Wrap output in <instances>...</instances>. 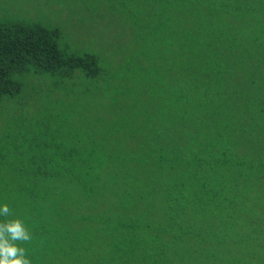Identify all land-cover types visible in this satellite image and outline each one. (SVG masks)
Returning a JSON list of instances; mask_svg holds the SVG:
<instances>
[{
	"label": "trees",
	"instance_id": "16d2710c",
	"mask_svg": "<svg viewBox=\"0 0 264 264\" xmlns=\"http://www.w3.org/2000/svg\"><path fill=\"white\" fill-rule=\"evenodd\" d=\"M32 1L38 14L0 0V103L39 73L134 90L102 80L95 53L71 51L47 19L54 1ZM142 2L162 16L142 25L168 38L158 52L170 66L139 59L149 65L138 107L111 112L121 121L106 140L133 151L67 132L77 107L57 108L42 152L0 135V206L30 231L20 246L31 264H264V0Z\"/></svg>",
	"mask_w": 264,
	"mask_h": 264
},
{
	"label": "rangeland",
	"instance_id": "374dc122",
	"mask_svg": "<svg viewBox=\"0 0 264 264\" xmlns=\"http://www.w3.org/2000/svg\"><path fill=\"white\" fill-rule=\"evenodd\" d=\"M37 1L40 4L43 1L50 3L48 0ZM52 1L54 5L51 15L48 14L47 9L45 10L47 19L53 20L63 29L64 42H70L71 51L76 54H83L85 51L95 53L104 69L105 77L103 76L102 80L111 78L116 84L129 80L133 83L128 82V85L134 86V90L121 96L119 95L121 92L110 85L88 79L78 70L65 79L62 77L54 79L51 74L41 73L19 76L18 79L24 82L22 92L5 97L0 103V135L25 141V146L31 153L42 152L44 149L39 143L44 142L48 134L58 128L57 123L53 122L54 111L63 106H65L63 110L68 111L77 107L76 115H69L74 125L64 126L67 132L74 129L77 132L92 134V137L98 136L100 141L108 143L107 146L115 150L126 147L129 151H133L134 144L123 145V142L115 139L110 144L105 136L115 127L114 122L118 121V127L121 121L120 116L116 121L113 120L111 112L131 110L130 106L128 109L126 107L129 99L134 102L135 108L138 107L135 101L141 96L144 67L149 65L148 62L144 64V60H140L139 63V59L153 54L159 60V70L161 66H170L167 60L165 63L161 60L165 53L158 52L162 47V39L167 41L168 38H164L158 27H151V23L147 22L149 20L144 27L142 25L146 16L148 19L153 18L158 21L161 19L158 8L145 7L142 2L144 0ZM23 5L26 10L32 9L38 14L32 0H27ZM161 23L172 24V22ZM143 31H146L147 35ZM145 39L147 42L143 41ZM139 65L142 67L137 72ZM146 71L149 72L147 67ZM58 82L67 86L64 93L59 96L53 95L48 88ZM85 107L89 108L87 114ZM58 139L61 138L55 136L53 140ZM96 157L94 154L90 159L96 160Z\"/></svg>",
	"mask_w": 264,
	"mask_h": 264
},
{
	"label": "clouds",
	"instance_id": "9594fccd",
	"mask_svg": "<svg viewBox=\"0 0 264 264\" xmlns=\"http://www.w3.org/2000/svg\"><path fill=\"white\" fill-rule=\"evenodd\" d=\"M11 209L7 204L0 206V264H31L26 249L21 243L32 239L31 233L20 218H9Z\"/></svg>",
	"mask_w": 264,
	"mask_h": 264
}]
</instances>
